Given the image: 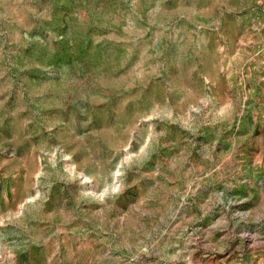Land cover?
I'll use <instances>...</instances> for the list:
<instances>
[{
  "label": "rangeland",
  "instance_id": "374dc122",
  "mask_svg": "<svg viewBox=\"0 0 264 264\" xmlns=\"http://www.w3.org/2000/svg\"><path fill=\"white\" fill-rule=\"evenodd\" d=\"M0 264H264V0H0Z\"/></svg>",
  "mask_w": 264,
  "mask_h": 264
}]
</instances>
